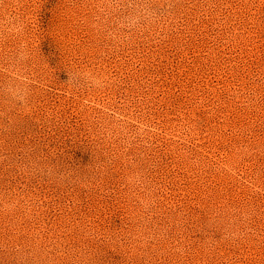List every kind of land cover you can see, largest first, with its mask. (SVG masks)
<instances>
[{"label": "rangeland", "instance_id": "obj_1", "mask_svg": "<svg viewBox=\"0 0 264 264\" xmlns=\"http://www.w3.org/2000/svg\"><path fill=\"white\" fill-rule=\"evenodd\" d=\"M0 264H264V0H0Z\"/></svg>", "mask_w": 264, "mask_h": 264}]
</instances>
